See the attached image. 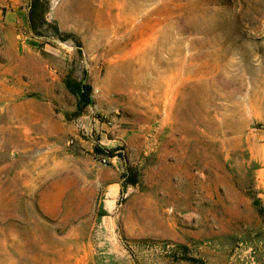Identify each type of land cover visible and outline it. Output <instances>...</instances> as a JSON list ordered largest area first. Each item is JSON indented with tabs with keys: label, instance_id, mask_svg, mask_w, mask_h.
<instances>
[{
	"label": "rangeland",
	"instance_id": "1",
	"mask_svg": "<svg viewBox=\"0 0 264 264\" xmlns=\"http://www.w3.org/2000/svg\"><path fill=\"white\" fill-rule=\"evenodd\" d=\"M0 264H264V0H0Z\"/></svg>",
	"mask_w": 264,
	"mask_h": 264
},
{
	"label": "bare ground",
	"instance_id": "2",
	"mask_svg": "<svg viewBox=\"0 0 264 264\" xmlns=\"http://www.w3.org/2000/svg\"><path fill=\"white\" fill-rule=\"evenodd\" d=\"M167 64H165V63H163V62H161V72L162 71H172L173 70V72L175 71V69H173L171 66L173 65V64H168V67L166 68L165 66H166ZM162 69H164V70H162Z\"/></svg>",
	"mask_w": 264,
	"mask_h": 264
},
{
	"label": "trees",
	"instance_id": "3",
	"mask_svg": "<svg viewBox=\"0 0 264 264\" xmlns=\"http://www.w3.org/2000/svg\"><path fill=\"white\" fill-rule=\"evenodd\" d=\"M82 88L85 89V91H88V92H90V90H91V87H89V86H83Z\"/></svg>",
	"mask_w": 264,
	"mask_h": 264
}]
</instances>
